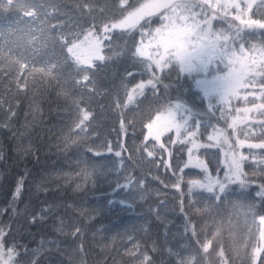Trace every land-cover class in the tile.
Here are the masks:
<instances>
[{"label": "trees", "instance_id": "obj_1", "mask_svg": "<svg viewBox=\"0 0 264 264\" xmlns=\"http://www.w3.org/2000/svg\"><path fill=\"white\" fill-rule=\"evenodd\" d=\"M54 2L59 6L60 14L51 23L63 24L65 39H71L81 32V28L84 34L91 30L102 36L104 25L100 20L118 23L145 4L169 0H123V3L121 0H94L95 19L81 17L77 8L80 0ZM210 2L215 4L216 0ZM195 11L200 13L197 19L203 20L204 13L198 7ZM206 11L209 17H216L212 20L213 29L227 30L230 23H241L235 19V9H228L227 13L218 7ZM161 13L168 14L161 9L151 17L145 16L134 28L112 30V52L110 54L107 48L103 52L112 58L94 69L96 86L89 85L93 95L82 99L79 88L73 87L75 69L71 60L64 63L58 48L30 39L24 26L13 24L9 14L0 9V102H3V111H0V228L13 233L16 259L21 260V264H32L33 261L35 264H140L143 255H147L153 264H261L264 260V251H259L255 260L251 259L258 248L264 249V239H261L264 225L259 222L264 212L260 210V198L256 195L259 186L264 184V172L261 171L264 165L259 163L264 150L253 149V158L247 147L238 149L240 154L248 157L243 163L244 178L251 185L247 199L241 198L237 189L229 193L222 208L205 210L201 204L189 205L187 182L202 178L203 173L189 163L192 144L188 140L208 144L212 129L203 136L200 135L203 129H200L195 137L170 131L159 141L145 139L147 125L162 114L157 109L166 102L154 103L150 86L142 92L137 89L142 82L140 79L128 83L132 77L127 76L124 69L128 68L134 74L139 71L133 63L146 57L137 56L136 50L149 43V30L155 32L161 27ZM247 16L254 20L261 18L255 7ZM149 20L151 28H141ZM245 31L249 42L264 43V33L260 30ZM84 34L80 35V40ZM49 60L52 61L50 73L32 71ZM226 74L224 65L215 61L191 75L185 74L187 78H181L177 87L188 98L192 111L200 113L220 95L210 94L207 84ZM18 79L26 81V84H20V91H17ZM172 79H176L174 74ZM146 80L147 77L143 81L145 84ZM204 84L205 89H202ZM252 90V86L239 90L238 98L229 102L227 123L220 118V112H216L218 123L215 119L213 123L218 129L232 134V120H242L245 115L237 110L252 107L244 101L245 96L252 99L248 95ZM255 90L258 95L259 84L255 85ZM175 95L173 90L172 96ZM34 97L38 98V104L32 103ZM74 100H78L80 109L89 113L86 125L91 126L85 127L88 147H91V141H97V150L104 156L99 162L91 157L92 153H86L87 145L66 147L63 142L68 132L65 125L69 118H75ZM10 105L17 115L9 121L4 113ZM247 117L249 121L264 119L251 112ZM130 125H134V132ZM239 128H245V125L239 124ZM246 130L252 133L248 143L261 142L259 127L252 124ZM21 133L27 135L21 136ZM238 139H244L239 132L231 136L230 143L235 145ZM105 142L108 147H100ZM29 143L31 152L20 151ZM145 144L153 151L152 156L139 150ZM216 151L215 148L208 152L204 148L194 150L213 176L217 169L213 155ZM116 152H120L121 157H116ZM121 158L127 166L126 173L119 164ZM152 160L155 164L149 162ZM81 161L95 165L93 177L86 179L80 174L83 165L78 167L77 164ZM220 161L222 177L223 154ZM188 172L193 175H184ZM126 176H132L134 182L136 178L142 180L146 189L143 199L134 189L120 187L127 183ZM178 176H183V181L177 189L174 184ZM21 180V192L16 196V186ZM162 201L165 206L159 209ZM250 202L255 203L254 210L249 209ZM50 205L55 206L52 214L44 216L38 223L33 221L32 211L39 215L41 208L47 209ZM82 209L85 210L83 213ZM185 218L189 223L187 232L182 223ZM70 219L76 222L79 232L69 226Z\"/></svg>", "mask_w": 264, "mask_h": 264}, {"label": "snow or ice", "instance_id": "obj_2", "mask_svg": "<svg viewBox=\"0 0 264 264\" xmlns=\"http://www.w3.org/2000/svg\"><path fill=\"white\" fill-rule=\"evenodd\" d=\"M121 2L123 3V0ZM197 7L204 13L203 20L197 19L198 15H200V13L195 11ZM214 7L223 9L225 13H227L228 9H235L237 12L235 19L240 20V25H232L230 23L227 30L213 29L212 20L216 17H209L206 10ZM254 7L260 14V19L254 20L247 16L248 12ZM77 8L81 17L91 16L93 19L96 18L94 0H80ZM0 9L9 14L13 24L24 26L30 39L41 41L44 44L50 43L53 47L58 48L64 63H68L71 60V64L75 69L73 87L79 88L82 99L93 95L89 85H92L93 88L96 86L94 69L98 68L106 59L110 60L112 58L111 55L106 57L103 54L105 48L108 49L110 54L112 52L114 43L110 35L112 30L116 28H134L145 16L151 17L161 9L166 10L168 12L167 15L161 13V27L156 28L155 32L149 30L148 36L151 39L148 45L142 44L136 50L137 56L146 57V59L134 61L133 67L138 68L139 71L134 74L128 68L124 69L127 76L132 77V80L128 81V83H133L136 79H140L142 82L136 86L137 89L142 92L146 86H150L152 96L155 97L154 103L159 104L162 100L166 102L161 108L157 109V111L162 112V116H158L157 119H165L168 122V126L175 128L178 134L195 137L196 133L203 129V132L200 133L203 136L204 133L208 132L209 128L212 129V133L208 135V144H197L193 139L188 140V143L192 144V148L189 149V163H192L195 149L204 148L205 152L213 148L217 149L213 153L217 163L215 176L208 171L204 161L199 159L195 161V166L201 169L203 176L200 179H191L187 182V195L190 198L189 205L201 204L205 210L211 207L220 209L223 207L229 193L237 189L240 197L247 199L250 195L247 190L251 185L244 178L246 174L243 171V163L248 157L240 154L238 149L247 147L253 158L255 156L252 153L253 149L264 150V119L249 121L247 117V113L251 112L254 114L258 113L260 117L264 118V43L254 44L249 42L246 39L247 31L245 30H260L264 33V0H258V2L257 0H243L242 3L237 2V0H223V2L216 0L215 4L211 3L210 0H169V2L165 3L145 4L135 12H130L124 20L118 23L108 24L104 20H100L99 22L104 25L102 36L94 35L91 30L84 34L81 28V32L71 39H65L66 31L63 24L53 25L51 23L52 20L58 19L60 14L59 6L54 0H0ZM146 26L149 29L151 28L150 20L146 21L145 25H141V28ZM81 34H84L83 40H80ZM149 47L153 48L151 53L148 52ZM248 53H252V55L249 56ZM215 61H219L227 69V74L223 76L220 84L219 99L209 103L203 112L194 113L188 106V98L179 92L177 85L181 78H187L185 74L191 75L193 71ZM32 71L50 73L52 71V61H45L41 67H34ZM173 74L176 77L175 80L172 79ZM145 77H147L146 84L143 82ZM20 84H26V81L21 79L16 81L17 91H20ZM257 84H259L258 95L255 90V85ZM250 86H252L253 90L248 95H251L252 99L249 100L248 96H245L244 101L246 105L251 104L252 107L246 106L242 110H237V112L242 111L245 114L244 118L242 120L239 118L232 120L230 127H232L233 132L231 135L225 130L218 129L213 123L214 119L218 123L216 112L219 111L220 118H224L227 123V105L232 99L238 98L239 90ZM173 90L176 93L175 97L172 96ZM131 99L132 97L129 96V100ZM257 100L260 103H257ZM32 103L38 104V98L34 97ZM192 103H195V101L193 100ZM12 108L13 106L10 105L7 112L4 113L5 118L9 121L17 115ZM72 110L75 113V118H69V122L65 125L68 129L67 135L63 137L65 146L70 147L77 144L85 147L87 145L86 153H92L93 156L91 157H95L93 159L98 162L103 160V153L97 150V141H91V147H88V134L85 131V127L91 126L86 125L89 113L80 109L78 100L73 101ZM0 111H3V102H0ZM177 117H179V120H177ZM239 124H244L245 128L238 129ZM252 124L261 129L260 143L247 142L252 133L246 129L251 128ZM130 127L133 128L134 132V125H130ZM147 127L149 135H151L152 124H148ZM121 128L123 129V125H121ZM237 132L243 135L244 139H238L233 145L230 143L231 136L237 135ZM20 135L24 136L27 133H21ZM140 135H143V132ZM145 139L147 140L148 137H145ZM155 140H159V135L155 137ZM169 140H171V137H169ZM100 147H108V145L105 142ZM148 147L145 144L139 150L141 152L147 151L148 156H152L153 151L148 150ZM154 147L155 144H153ZM160 150H164L163 144L160 145ZM20 151L31 152V144L23 146ZM109 151H111L110 148ZM221 154L224 157L222 177L219 167ZM115 156L121 157V153L116 152ZM149 162L155 164V160ZM259 163L264 165V152H261ZM119 164L124 167L126 173L127 166L124 165L123 158L120 159ZM81 165L83 166L80 167ZM77 166L80 167V174L86 179L93 177L96 171L95 165L90 166L87 161H81ZM185 167H189V164H185ZM180 171L183 172V169H180ZM261 171L264 172V168H261ZM184 175H193V173L188 172L184 173ZM126 180L127 183L120 185V187L130 190L134 189L143 199L146 189L142 180L136 178L134 182L132 176H126ZM182 181L183 176H178L174 187L178 189ZM22 185L23 181L21 180L16 186V196L20 194ZM181 195H184V193H181ZM256 195L260 198V210L264 212V184L259 186ZM164 206L165 202L162 201L158 208L160 209ZM255 207L254 202L249 203L250 210H254ZM54 209L55 206L52 205L47 209L41 208L39 215H37L36 211H32L33 221L38 223L44 216L52 214ZM84 211L82 209V213ZM87 211L93 212V210ZM181 211H184L183 205H181ZM156 214L158 216V211ZM145 222L147 223V221ZM259 222L264 225V215L259 217ZM182 223L185 232H187L189 229L187 219L185 218ZM69 226L76 228L77 232L80 231L74 220L70 219ZM14 238L13 233H6L4 228H0V264H21V260L16 259L17 245L12 243ZM261 239H264V230L261 231ZM259 251H264V249L258 248L256 253L253 254L252 260L256 259ZM32 254L34 255L35 253ZM25 255H28V253H25ZM32 264H35V262L33 261ZM140 264H153V261L147 255H143ZM261 264H264V260L261 261Z\"/></svg>", "mask_w": 264, "mask_h": 264}, {"label": "rangeland", "instance_id": "obj_3", "mask_svg": "<svg viewBox=\"0 0 264 264\" xmlns=\"http://www.w3.org/2000/svg\"><path fill=\"white\" fill-rule=\"evenodd\" d=\"M151 49H153V48L152 47L148 48V52L149 53L152 52ZM221 81H222V78L221 79H217V80H215L213 82H209L207 84V89H208L210 94H220ZM202 89H205V84H204V86H202ZM163 115H166V114H163ZM158 116H162V114H159ZM157 117L151 122V124H152L151 135H149V129L147 128V137H148V139H154L155 140V137L157 135H159V140H160L168 132H170V131L176 132L175 128H172V127L168 126V122L165 119L161 118V119L158 120ZM178 118L179 117H177V120H178ZM197 159H200V156H199V153L195 152L194 156H192V163L194 165H195V161Z\"/></svg>", "mask_w": 264, "mask_h": 264}]
</instances>
